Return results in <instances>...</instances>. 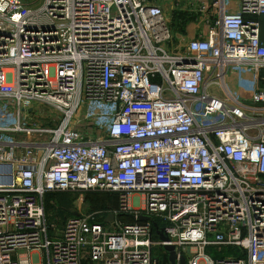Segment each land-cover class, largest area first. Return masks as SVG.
Returning a JSON list of instances; mask_svg holds the SVG:
<instances>
[{
	"label": "built area",
	"instance_id": "built-area-1",
	"mask_svg": "<svg viewBox=\"0 0 264 264\" xmlns=\"http://www.w3.org/2000/svg\"><path fill=\"white\" fill-rule=\"evenodd\" d=\"M42 1L0 0V264H264V0H187L207 29L178 48L162 0ZM61 192L120 214L54 236Z\"/></svg>",
	"mask_w": 264,
	"mask_h": 264
},
{
	"label": "rangeland",
	"instance_id": "rangeland-1",
	"mask_svg": "<svg viewBox=\"0 0 264 264\" xmlns=\"http://www.w3.org/2000/svg\"><path fill=\"white\" fill-rule=\"evenodd\" d=\"M31 9L39 8L42 0H26ZM208 5V3H206ZM165 17L172 31L173 48H178L185 44L188 40L197 38L207 29V25L201 20L200 13L195 5L187 0H162L160 2ZM261 27V38L264 41V18H259ZM53 110L49 106L40 104L36 109L30 112L32 122L41 126L52 127L56 125L57 119L53 115ZM6 138V137H4ZM23 140L36 141L41 140L38 136L21 137ZM112 193L101 192H65L57 194L50 204L53 206L51 210H46L47 221L54 225L51 233L54 236L60 235L67 219L71 216L79 214H93L100 217L104 212L116 211L120 214V203L116 196ZM138 196H132L129 199L130 204L141 205ZM119 216V215H118ZM122 221H128L126 216H120ZM23 257L25 252L22 251ZM157 264H167L165 253L161 250L155 252ZM220 257V256H217ZM82 264H98L90 261L88 258L83 260Z\"/></svg>",
	"mask_w": 264,
	"mask_h": 264
},
{
	"label": "water",
	"instance_id": "water-1",
	"mask_svg": "<svg viewBox=\"0 0 264 264\" xmlns=\"http://www.w3.org/2000/svg\"><path fill=\"white\" fill-rule=\"evenodd\" d=\"M111 219H112V215H110L108 217V220H111ZM160 238L162 240H166V238L164 236H161L160 235ZM164 249L168 252L169 263L170 264H175L176 259H177V256H176V254L174 252V247L172 245H166L164 247ZM178 264H186L185 258L183 256H180L179 261H178Z\"/></svg>",
	"mask_w": 264,
	"mask_h": 264
},
{
	"label": "crops",
	"instance_id": "crops-1",
	"mask_svg": "<svg viewBox=\"0 0 264 264\" xmlns=\"http://www.w3.org/2000/svg\"><path fill=\"white\" fill-rule=\"evenodd\" d=\"M262 18V17H261ZM264 18V17H263ZM262 39V38H261ZM263 41V40H262ZM264 42V41H263ZM113 220V217H112V219L111 220H108V218H107V220H105V223H110L111 221ZM120 220H122L121 218H120ZM29 258V259H35V257H36V255L34 254V253H29L28 255L27 254H25L24 255V257H23V255H22V258ZM38 258H39V263L40 264H45V257H44V254H39V256H38ZM167 264H170L169 263V259H168V262H167Z\"/></svg>",
	"mask_w": 264,
	"mask_h": 264
},
{
	"label": "trees",
	"instance_id": "trees-1",
	"mask_svg": "<svg viewBox=\"0 0 264 264\" xmlns=\"http://www.w3.org/2000/svg\"><path fill=\"white\" fill-rule=\"evenodd\" d=\"M57 194H63L62 192L61 193H48L45 195V208L46 210H51L53 208V206L50 204L51 200L54 199V197L57 195ZM114 196V195H113ZM117 199V198H116ZM129 218L128 221H131V218L129 216H126Z\"/></svg>",
	"mask_w": 264,
	"mask_h": 264
}]
</instances>
